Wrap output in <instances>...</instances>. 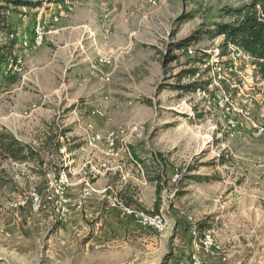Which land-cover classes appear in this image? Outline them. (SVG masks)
<instances>
[{"label": "rangeland", "instance_id": "obj_1", "mask_svg": "<svg viewBox=\"0 0 264 264\" xmlns=\"http://www.w3.org/2000/svg\"><path fill=\"white\" fill-rule=\"evenodd\" d=\"M0 1V56L44 14L59 19L45 18L39 49L16 46L21 74L0 63V131L35 151L25 163L0 159V264H168L174 251L191 264L207 231L222 250L200 253L202 264H264V136L251 125L264 124V81L248 61L218 77L200 60L214 57L223 37L213 24L240 1ZM60 171L70 183L63 217ZM156 206L160 231L135 217ZM105 214L117 226L102 230Z\"/></svg>", "mask_w": 264, "mask_h": 264}, {"label": "trees", "instance_id": "obj_2", "mask_svg": "<svg viewBox=\"0 0 264 264\" xmlns=\"http://www.w3.org/2000/svg\"><path fill=\"white\" fill-rule=\"evenodd\" d=\"M240 3L234 7H227L222 10L227 17L231 19L227 22H215L213 27L218 36H222V43L219 45L221 55L227 54L228 45H235L247 53L254 63L255 77L264 79V0H238ZM1 2V1H0ZM6 5L23 6L30 9L37 8L40 3H31L20 0H3ZM6 7L0 6V23L5 26V17L1 15ZM212 32H208L210 36ZM16 41L4 50V54L0 56V63L3 64L9 59L17 45ZM185 45H181L183 48ZM180 47V48H181ZM186 47V46H185ZM213 55L203 53V60L209 61ZM33 149L28 145L19 141L14 135L3 130L0 131V159L10 160L17 163L29 162L33 159ZM35 152V151H34ZM157 189V194L160 193ZM158 206H156V212ZM151 214V213H150Z\"/></svg>", "mask_w": 264, "mask_h": 264}, {"label": "built area", "instance_id": "obj_3", "mask_svg": "<svg viewBox=\"0 0 264 264\" xmlns=\"http://www.w3.org/2000/svg\"><path fill=\"white\" fill-rule=\"evenodd\" d=\"M47 22H58V17L54 15H47L44 14V17H42L43 22L40 24H36L35 26L32 27L30 35L24 38H19L16 40V45L18 48L22 49L23 51H34L39 49L44 42V37L46 34V21ZM45 23V24H44ZM190 53H193L192 50H189ZM251 62L252 66L251 68L254 71V63L251 57L245 53L242 49L235 45H228L227 48V54L226 55H221V49L217 48L215 49V54L214 57L211 60V69L214 74H216L218 77H223L227 76L229 74L235 73V71L238 70L239 64L242 62ZM2 71L5 75H13V74H21L24 69V61L23 57L19 56L17 53H13V55L7 59L3 64H2ZM264 81V79L262 80ZM260 104L264 108V95L260 98ZM225 106V100H222L219 102V108L223 109ZM243 115L247 118L250 119V112L249 111H244ZM252 128L254 129V132L258 136H264V124L261 125L256 122L251 123ZM100 140V136L98 135H92L89 139L90 145L93 144L94 142H97ZM53 182L56 184V190L55 194L58 196V200L56 201L58 204V209L57 212L60 211L61 217H63L66 213V205L69 202L62 199V197L65 194L66 189L69 187V179L68 177L62 172H58L55 175L52 176ZM91 191V190H90ZM90 192L86 189H83L81 191L77 198L76 202L79 204L81 201H83L87 196H89ZM31 201L33 205H37L40 202V198L36 194L31 195ZM10 210H15L17 208V205L15 203H11L9 205ZM33 211H36V208L33 207ZM129 213V212H128ZM130 214V213H129ZM142 218L141 222L143 221V224H151L153 225L156 229L160 231L161 228L164 226V220L165 216L163 215L162 212L156 213L153 216L150 217H144V213H136L135 217ZM198 248L199 252L194 253L191 256V264H202V259L200 257V253L204 255H210V254H220L221 253V245L217 243V241L212 237L210 232H204L200 234V237L198 238Z\"/></svg>", "mask_w": 264, "mask_h": 264}, {"label": "crops", "instance_id": "obj_4", "mask_svg": "<svg viewBox=\"0 0 264 264\" xmlns=\"http://www.w3.org/2000/svg\"><path fill=\"white\" fill-rule=\"evenodd\" d=\"M20 141V140H19ZM98 214H99V212H98ZM71 217H73L74 219H75V225H76V227H77V229H79V230H82V228L84 227V225L81 223V215L78 213V211H75V210H72L71 212H70V218ZM108 217V214L106 215H104L102 218H101V223H100V225L102 226V230H106L107 229V227L109 226V225H116L117 226V224H116V222L114 221H112V219L111 218H107ZM63 227V226H62ZM93 240H94V238L92 239L91 238V240H89L88 242H87V245H90L91 244V246L93 245ZM89 247V246H88ZM178 251V250H177ZM223 260H225V259H223ZM230 259L227 257L226 258V261H223L224 263H221V264H226L227 262H231V261H229ZM231 260H233V261H235V262H237V263H239L240 261H241V259H239V258H237V259H235V257H232L231 258ZM187 263V260H185V259H182V261H177V258H176V251H174V253H173V255H172V257L170 258V261H169V263L168 264H186ZM213 263V261H211V259H209L208 261H207V264H212ZM214 263L215 264H218L219 262H216V261H214ZM111 264V263H110ZM151 264V263H150ZM153 264V263H152ZM220 264V263H219Z\"/></svg>", "mask_w": 264, "mask_h": 264}]
</instances>
